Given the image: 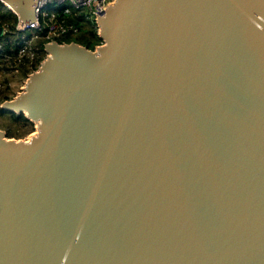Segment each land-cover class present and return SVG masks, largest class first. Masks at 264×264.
<instances>
[{
    "label": "water",
    "instance_id": "95a60500",
    "mask_svg": "<svg viewBox=\"0 0 264 264\" xmlns=\"http://www.w3.org/2000/svg\"><path fill=\"white\" fill-rule=\"evenodd\" d=\"M98 25L2 105L37 130L0 129V264H264V0H114Z\"/></svg>",
    "mask_w": 264,
    "mask_h": 264
},
{
    "label": "built area",
    "instance_id": "2783aa9c",
    "mask_svg": "<svg viewBox=\"0 0 264 264\" xmlns=\"http://www.w3.org/2000/svg\"><path fill=\"white\" fill-rule=\"evenodd\" d=\"M113 1L38 0L35 9V20L24 23L17 17L15 30L20 33L15 42L18 47L17 54L21 53L27 46L28 39L26 36L30 32L34 35V40L42 39L43 42L38 44L40 50H44V44L51 40L67 43V39L79 32L76 20L90 24L98 34V18L105 14L107 7Z\"/></svg>",
    "mask_w": 264,
    "mask_h": 264
},
{
    "label": "rangeland",
    "instance_id": "374dc122",
    "mask_svg": "<svg viewBox=\"0 0 264 264\" xmlns=\"http://www.w3.org/2000/svg\"><path fill=\"white\" fill-rule=\"evenodd\" d=\"M2 27V26H1ZM4 33L2 27L1 34ZM19 35L11 36L10 40L18 38ZM84 36L81 31L73 35L72 39H78ZM27 46L23 51L17 54V62L11 63L9 59H5L4 63L0 64V129L5 132L7 138L15 140H28L33 134L36 133V124L31 123L22 124L16 120L10 113L1 111L2 105L14 98L22 91L25 81L28 76L38 69L41 61L45 58L46 53L44 50H40L39 45L42 43V39L34 40L32 32L27 34ZM4 46L0 44V48ZM26 54V55H25ZM25 55L26 60L22 61ZM2 60L1 62H3ZM22 67L24 69L22 70Z\"/></svg>",
    "mask_w": 264,
    "mask_h": 264
},
{
    "label": "trees",
    "instance_id": "16d2710c",
    "mask_svg": "<svg viewBox=\"0 0 264 264\" xmlns=\"http://www.w3.org/2000/svg\"><path fill=\"white\" fill-rule=\"evenodd\" d=\"M17 21V16L0 2V26H2L4 29V33L0 36V44L4 46L3 48H0V64L4 63L6 58L9 59V61L13 64L17 62L16 57L18 47L15 44L17 38H15L14 40H10L11 36L20 34L15 30ZM75 22L78 25L79 32L81 31L82 33H84V36H81L78 39L69 38L66 41H74L78 44L86 46L91 50H93L98 44L101 43V39L98 36L97 31L93 29L90 24L86 22H80L79 20H76ZM25 55L23 56L22 61L26 60ZM2 60L4 61L1 62ZM23 69L24 67H22V70ZM1 111L10 113L16 120L20 121L22 124L31 123V121L22 113L16 114L4 109H2Z\"/></svg>",
    "mask_w": 264,
    "mask_h": 264
}]
</instances>
